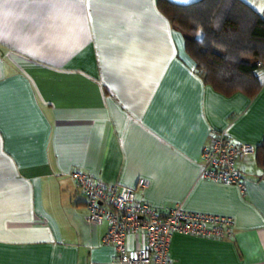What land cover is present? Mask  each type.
I'll list each match as a JSON object with an SVG mask.
<instances>
[{
    "label": "crops",
    "instance_id": "obj_1",
    "mask_svg": "<svg viewBox=\"0 0 264 264\" xmlns=\"http://www.w3.org/2000/svg\"><path fill=\"white\" fill-rule=\"evenodd\" d=\"M243 1L263 14L264 0ZM258 73L254 98L216 91L157 0H0V264H121L75 169L107 185L145 178L139 200L162 211L233 219L224 237L175 233L174 264H264L256 154L240 164L244 190L202 176L214 133L263 142Z\"/></svg>",
    "mask_w": 264,
    "mask_h": 264
},
{
    "label": "built area",
    "instance_id": "obj_2",
    "mask_svg": "<svg viewBox=\"0 0 264 264\" xmlns=\"http://www.w3.org/2000/svg\"><path fill=\"white\" fill-rule=\"evenodd\" d=\"M256 152L255 144L218 131L203 149L202 176L244 190L246 181L240 164ZM72 176L86 197L88 221H108L104 242L115 247L121 264H174L170 250L177 232L207 237H224L233 232V219L229 216L189 211L178 204L162 211L139 200L136 189L148 186L145 178H140L135 188L120 183L104 184L82 169L73 170ZM136 233L144 234V242L130 248L129 235Z\"/></svg>",
    "mask_w": 264,
    "mask_h": 264
},
{
    "label": "trees",
    "instance_id": "obj_3",
    "mask_svg": "<svg viewBox=\"0 0 264 264\" xmlns=\"http://www.w3.org/2000/svg\"><path fill=\"white\" fill-rule=\"evenodd\" d=\"M157 5L184 35L186 50L207 84L225 96L241 92L254 98L260 93L263 14L243 0H199L190 4L157 0ZM256 162L264 172V140L257 145Z\"/></svg>",
    "mask_w": 264,
    "mask_h": 264
},
{
    "label": "snow or ice",
    "instance_id": "obj_4",
    "mask_svg": "<svg viewBox=\"0 0 264 264\" xmlns=\"http://www.w3.org/2000/svg\"><path fill=\"white\" fill-rule=\"evenodd\" d=\"M178 2H180V3H187L188 0H178Z\"/></svg>",
    "mask_w": 264,
    "mask_h": 264
}]
</instances>
